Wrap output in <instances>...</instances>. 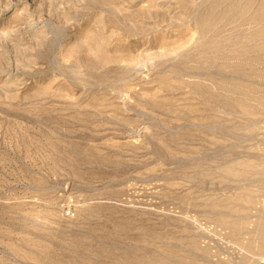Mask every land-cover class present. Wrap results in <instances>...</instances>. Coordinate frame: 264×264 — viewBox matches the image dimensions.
Instances as JSON below:
<instances>
[{
  "label": "rangeland",
  "instance_id": "obj_1",
  "mask_svg": "<svg viewBox=\"0 0 264 264\" xmlns=\"http://www.w3.org/2000/svg\"><path fill=\"white\" fill-rule=\"evenodd\" d=\"M0 264H264V0H0Z\"/></svg>",
  "mask_w": 264,
  "mask_h": 264
}]
</instances>
